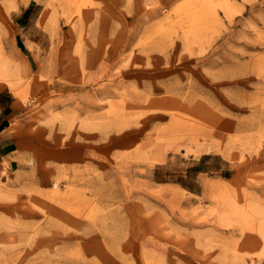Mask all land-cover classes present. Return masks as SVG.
Masks as SVG:
<instances>
[{"label":"rangeland","instance_id":"374dc122","mask_svg":"<svg viewBox=\"0 0 264 264\" xmlns=\"http://www.w3.org/2000/svg\"><path fill=\"white\" fill-rule=\"evenodd\" d=\"M227 3L0 0V264H264V0Z\"/></svg>","mask_w":264,"mask_h":264},{"label":"crops","instance_id":"0c3cea01","mask_svg":"<svg viewBox=\"0 0 264 264\" xmlns=\"http://www.w3.org/2000/svg\"><path fill=\"white\" fill-rule=\"evenodd\" d=\"M18 108L19 103L13 95L0 92V163L16 152L21 143V127L13 121L18 118Z\"/></svg>","mask_w":264,"mask_h":264},{"label":"bare ground","instance_id":"6f19581e","mask_svg":"<svg viewBox=\"0 0 264 264\" xmlns=\"http://www.w3.org/2000/svg\"><path fill=\"white\" fill-rule=\"evenodd\" d=\"M72 1V0H71ZM230 1V0H229ZM205 2H206V6L208 7V6H213V0H205ZM222 2L225 4V3H227V0H222ZM202 3V2H201ZM232 3V2H231ZM204 4V3H203ZM223 4V5H224ZM228 4V3H227ZM80 5H81V3H80ZM228 5H230V3L228 4ZM228 5H226L225 7H226V9H227V7H228ZM231 6V5H230ZM230 6H229V8H230ZM47 15V14H46ZM52 23V22H51ZM49 25V24H48ZM51 25V24H50ZM52 26V25H51ZM1 47V46H0ZM1 54V53H0ZM8 56H6V58H4V63L5 64H8V63H11V59H13V58H11V59H9V57L7 58ZM13 63V62H12ZM41 70V69H40ZM39 73H40V71H39ZM41 73H43L42 72V70H41Z\"/></svg>","mask_w":264,"mask_h":264}]
</instances>
